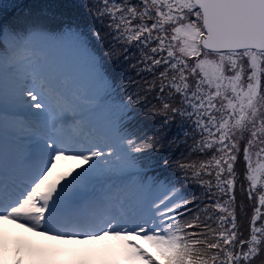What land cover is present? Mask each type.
Listing matches in <instances>:
<instances>
[{
  "label": "snow or ice",
  "instance_id": "6c2138e0",
  "mask_svg": "<svg viewBox=\"0 0 264 264\" xmlns=\"http://www.w3.org/2000/svg\"><path fill=\"white\" fill-rule=\"evenodd\" d=\"M20 7L0 0L5 230L111 238L144 264H264V0Z\"/></svg>",
  "mask_w": 264,
  "mask_h": 264
},
{
  "label": "rangeland",
  "instance_id": "374dc122",
  "mask_svg": "<svg viewBox=\"0 0 264 264\" xmlns=\"http://www.w3.org/2000/svg\"><path fill=\"white\" fill-rule=\"evenodd\" d=\"M30 0H23L22 2H28ZM33 4L36 6L32 11L41 12L39 9L45 10H61L64 6L71 4H79L82 0H33ZM4 4V1H3ZM5 6V5H4ZM27 6V5H24ZM61 8V9H60ZM76 162L72 160L60 161L57 164V167L54 169L53 176H58L66 171H69L72 168H75ZM238 178L236 184L240 187V184L243 180L242 175L240 174V169H237ZM245 187H247V182L244 181ZM264 211V210H262ZM137 244H140L148 253H150L154 258L157 257V252L155 247L147 241L137 237L134 238ZM0 240L3 242L0 243L6 249H3V252L8 255L7 262H2L0 264H16V261L19 259L20 264H105V262H120L118 264H144V262L139 258L129 257L125 255L122 250V244L120 241L113 240L111 238H106L104 240L95 241L96 243L92 246L87 244H72V245H63L59 244L56 241H37L32 240L41 248L49 249L43 257L35 254L33 247L31 251H24L22 247L19 246L16 242L10 240V238ZM53 248H71L78 250L75 254L67 257L56 258L52 255L50 251ZM12 250L13 253L16 251L19 253V257L16 254H11L9 250ZM30 252V253H29ZM3 255V254H2ZM69 262V263H68Z\"/></svg>",
  "mask_w": 264,
  "mask_h": 264
},
{
  "label": "bare ground",
  "instance_id": "6f19581e",
  "mask_svg": "<svg viewBox=\"0 0 264 264\" xmlns=\"http://www.w3.org/2000/svg\"><path fill=\"white\" fill-rule=\"evenodd\" d=\"M0 237L6 240L10 238V240L19 244V246L22 247L25 252L31 251V248L33 247L32 240H37L41 242L51 241V240H47L45 237L39 236L36 233H27L23 229L16 228L13 225H7L6 230H5V226L2 224H0ZM95 243L96 242L93 241L88 244L92 246ZM3 249H6V247L0 244V263L7 262L8 255L3 252ZM9 251L13 255L17 253L16 251H14L15 253H13L12 250H9ZM17 256L19 257V253H17Z\"/></svg>",
  "mask_w": 264,
  "mask_h": 264
},
{
  "label": "trees",
  "instance_id": "16d2710c",
  "mask_svg": "<svg viewBox=\"0 0 264 264\" xmlns=\"http://www.w3.org/2000/svg\"><path fill=\"white\" fill-rule=\"evenodd\" d=\"M3 1H4V5L7 7L8 11L12 10V5L13 4H18V5L21 6L20 8L16 9L17 12H20L22 10L23 11H27L29 9L33 10L34 7H31V6H36V5L33 4L35 2L33 0H30V1L26 2V3L22 2L23 0H3ZM24 5H27V6H24ZM39 10L40 11H44L45 9H39ZM49 11H51V10H49ZM34 12H37V11L35 10ZM236 195H237V203L239 204L240 200H241V196H240V187L237 184H236ZM244 202H245V204L248 203L246 200ZM262 210H264V209H262ZM247 211H248L249 215L245 216L244 214L240 213L239 209H238V222H243V224L245 226L247 225L248 221L250 220V209H247ZM259 223L260 222H258L257 226H259ZM118 263H120V262H106V264H118Z\"/></svg>",
  "mask_w": 264,
  "mask_h": 264
}]
</instances>
